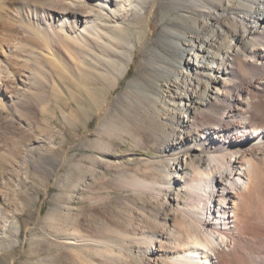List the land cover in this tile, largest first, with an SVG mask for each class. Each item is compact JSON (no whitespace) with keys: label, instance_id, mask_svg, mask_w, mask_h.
Listing matches in <instances>:
<instances>
[{"label":"bare ground","instance_id":"bare-ground-1","mask_svg":"<svg viewBox=\"0 0 264 264\" xmlns=\"http://www.w3.org/2000/svg\"><path fill=\"white\" fill-rule=\"evenodd\" d=\"M155 1L0 0V107L31 96V72L43 73L55 88L60 80L54 74L91 70L96 85L115 87L134 57L135 45L119 39L134 25L127 18L151 21ZM250 1L239 0L238 24L227 10L220 12L229 15L230 30L228 23L212 28L218 20L194 22L199 34H181L168 23L157 34V45L176 62L172 88L167 100L158 99V110L177 127L167 132L171 150L185 149L159 167L160 182L190 192L170 205L159 198L165 192L159 187L152 199L155 215L147 217L150 226L146 222L136 241L145 256L134 264H264V0ZM211 13L204 12L209 19ZM149 67L158 77L173 73L145 57L121 98ZM221 87L232 93L220 94ZM196 103L213 114L193 131ZM124 183L145 187L134 177Z\"/></svg>","mask_w":264,"mask_h":264},{"label":"rangeland","instance_id":"rangeland-1","mask_svg":"<svg viewBox=\"0 0 264 264\" xmlns=\"http://www.w3.org/2000/svg\"><path fill=\"white\" fill-rule=\"evenodd\" d=\"M238 3L156 0L151 21L129 16L134 25L119 39L135 45L134 57L115 87L96 85L91 70L54 74L60 80L55 88L43 73H30L38 85L31 96L0 107V264H134L145 256L137 252L136 241L141 229L150 226L147 217L155 215L152 199L158 189L164 188L159 198L170 205L190 192L186 186L160 182L159 167L185 149L171 150L167 132L177 127L173 120L163 121L158 110V99L167 100L172 88L176 62L157 45V34L164 23L184 35L199 34L194 22L206 26L218 20L212 28L228 23L230 30L229 15L220 12L227 10L238 24ZM205 11L212 12L210 19ZM145 57L165 64L172 75L158 77L153 68L144 69L139 84L130 83L121 98ZM157 83L168 84L159 90ZM222 92L232 93L221 87ZM194 107L193 131L213 114L201 104ZM132 177L145 187L125 185Z\"/></svg>","mask_w":264,"mask_h":264}]
</instances>
